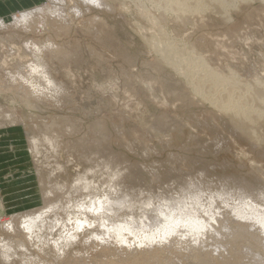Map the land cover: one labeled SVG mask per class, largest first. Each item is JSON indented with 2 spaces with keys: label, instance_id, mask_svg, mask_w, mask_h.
Masks as SVG:
<instances>
[{
  "label": "rangeland",
  "instance_id": "1",
  "mask_svg": "<svg viewBox=\"0 0 264 264\" xmlns=\"http://www.w3.org/2000/svg\"><path fill=\"white\" fill-rule=\"evenodd\" d=\"M66 2L63 7L71 19V24L68 23L71 27L66 35L56 36L51 31L43 35L21 33L23 41L27 38L44 39L51 35L55 42H74L81 45L80 59H56L58 62L51 60L52 64L48 62V66L51 64L50 71L53 69V78L57 82L61 80L60 83L64 81L63 85H67V91L58 96V107L55 103L52 107L42 101L38 103L34 98L33 105L36 106L26 105L15 95L13 84H10L13 87L6 86L8 91L4 93L1 82L5 80L1 76H5V72L16 66L10 65L11 63L3 66L0 61V202L4 209L0 215L2 222L15 213L44 207V190L47 186V189L54 187L58 178L60 184L66 186L79 173H85V165L79 163V160L83 151L88 149L90 153L96 152L103 156L109 154L106 156L108 162L118 160L121 167L129 168L142 180L147 178L145 183H151L156 188V195H164L163 189L176 186L179 188L184 182L197 180L202 173H205L204 182L212 183L215 187L225 181L234 183L228 186L233 193L243 185L249 186L255 195L264 190V141L253 145L230 128L229 117L224 109L220 107L223 109L220 110L209 98L202 97L195 91L201 86L205 87L207 94L211 92L215 95L217 90H212L213 81L206 83L209 75L201 74V77L200 73L196 75L199 68L192 69L195 59L206 62V68H211L209 72L222 73L231 69L234 80L229 83L231 87L227 91L233 89L235 91H231L234 93L250 84L264 88V0H235L237 5L231 7L226 16L206 5L209 8L203 12L186 14L189 17L187 22L177 19L176 13L171 10L163 12L157 5L158 1L153 3L151 0H121L113 10L115 12L102 13L80 0ZM47 3V0L34 1L27 7L16 9L14 14L22 9H32ZM76 5L82 9L92 8L93 12L80 15V19L73 13ZM97 15L102 16L99 18L106 25H101L105 31L99 39L86 31L89 26L86 20ZM4 20L8 24L14 22L11 19ZM83 21L84 26H88H81ZM10 30L14 32L13 29ZM9 33L3 31L0 35L6 36ZM104 37L105 40L108 39L105 41ZM109 39H113L115 43L111 44ZM7 43L9 45L13 42L9 40ZM7 43L0 50L3 59L9 49ZM121 51L124 52L123 57ZM92 52L99 54L93 56ZM164 60L167 62L163 63ZM176 60L182 61L184 71L180 69V72L172 67ZM22 61L27 63L28 58ZM224 82L226 81L219 80L218 83H228ZM244 101L241 103L248 106L249 101ZM250 103L251 107L249 105L246 108L254 109L253 106L256 105L253 100ZM161 114L170 117V123L179 122V125L168 130V133H148L150 127L148 131L147 127ZM55 117L72 120L73 125L78 127L77 131L70 132L62 124L54 125L48 136L41 137L47 132L43 127L44 123L48 124V120ZM34 136L49 137V148L53 145L57 156L42 158V163L37 164L41 168L43 181L53 172L50 185L41 183L40 175L37 174L31 152V139ZM53 137H57L58 141L53 143ZM92 145L93 148L90 149ZM61 229L60 224L55 229L56 233L53 232L57 239L64 232ZM6 235L10 236L4 233L1 238ZM6 238L7 236L2 240ZM35 245L29 243L30 252L41 254ZM74 248V254L78 250H85L83 244L79 243ZM15 260L19 261L17 257L13 261ZM44 260L45 264H58L53 263L49 255ZM246 260H241V263H248L250 258Z\"/></svg>",
  "mask_w": 264,
  "mask_h": 264
},
{
  "label": "bare ground",
  "instance_id": "2",
  "mask_svg": "<svg viewBox=\"0 0 264 264\" xmlns=\"http://www.w3.org/2000/svg\"><path fill=\"white\" fill-rule=\"evenodd\" d=\"M80 1L87 6L97 8L102 13L113 11L118 1L121 0ZM151 1L153 3L158 1L159 3H156L163 12L171 10L176 13L177 19L183 22H187L189 18L186 14L196 11L203 12L209 5L215 12L221 13L223 16H226L231 7L237 5L235 0ZM233 1L234 4H232ZM47 2V4H40L32 9L29 7L18 13H13V17L10 16V19L14 21L12 24H8L0 18V32H10L6 36L0 35V50L5 42L7 43L9 40L13 42L9 45L7 43L9 49L4 59L0 53V61L3 62L1 65L11 63L10 65L16 66H12L13 70L4 71L6 79H4L5 76H1L5 80L0 81L1 85L5 89L6 86L13 84L15 95H18L20 97L18 98L26 105L33 107L36 106L33 105L35 102L33 98L37 99L38 103L42 101L47 106L50 104L51 107L55 103L57 106V103H60L59 94L67 91L65 88L67 85H63L64 81L60 83L61 80L57 82L53 78L51 74L53 69L50 71L49 68L52 64L50 61H57L56 59L69 61L68 58L73 61V59H80L81 56V45L74 42L58 43L51 35L44 39L27 38L22 40L21 33L29 34L30 32L34 35H43L47 31H51L56 36H61L66 35L70 30L71 25H68L70 18L66 8L63 7L66 0H47ZM91 9L89 7L82 9L76 5L74 11L71 10V12L73 11L79 17L89 14L87 12L91 13ZM99 17L102 16L97 15L87 19L89 26L86 23L84 26L85 20L83 19V25H81L88 26L87 34H92L96 39L103 36L101 34L105 31L103 26H106ZM10 19L8 18L7 21ZM10 29H13L14 32H11ZM111 37L113 36L111 35ZM113 39L110 40L111 44L114 42ZM89 47L92 48V46ZM120 53L123 57L124 52ZM95 54L99 53L95 52L93 56ZM167 54L169 53L166 51V56H168ZM27 58L29 63H24L22 59ZM165 60L163 63L167 62ZM66 61L64 62L67 63ZM48 62L51 63L49 66ZM194 63L193 67L190 66L193 70L199 68L196 75L199 73L200 76L208 74L209 79L206 80L208 81L206 83L212 80L211 83H214L212 90H217L215 95L211 92L207 94L205 87L200 86L195 90L197 94L209 98L216 106L224 109L229 117L230 128L251 141L253 145L262 143L264 141V88L250 84L245 85L243 90L242 88L240 91L236 90V93L233 92L235 91L233 89L227 91L230 82L234 80V76L230 73L231 69H228L227 72L222 71L223 74L219 71L209 72L211 68L208 70L207 63L202 59H195ZM186 64L188 65V63ZM172 67L181 72L182 61L173 63ZM0 69L2 70V68ZM219 80L228 83L224 82L226 85L219 84ZM3 88L2 90H4ZM6 91L8 90L5 89L4 93ZM242 100H245L244 102L248 100L247 104L250 107L252 104L250 102L253 100L256 107L253 106L254 109L249 110L250 107L246 108L249 105L242 104ZM221 108L220 110H223ZM169 118L167 115L161 114L147 127V131L150 127L148 133L153 134L161 131L168 133V130L179 125V122L172 124L171 121L170 123ZM48 121V124L45 122L43 125L47 132L43 133L41 137L48 136L54 125L62 124L64 128H69L70 132H75L78 129L76 124L73 125L72 120L68 118L57 119L55 117ZM41 137L34 136L31 139L33 155L31 156L34 158L41 183L50 185L51 179L54 177L52 176L53 172L43 181L41 168L37 164L42 163V158H57V156L53 145L49 148L50 138ZM57 141L58 138L53 137L52 142ZM28 142L30 141L28 140ZM204 145L207 149L206 144ZM42 148H46V150ZM92 148L93 145L90 149ZM88 150L83 151L81 160H79V163L85 165V173H79L72 183L70 181L66 186L60 184L59 178L54 187L47 189V186L44 190V207L15 213L10 219L3 222L0 220V230H2L0 238L4 233L10 235L9 237L6 235L5 240L2 239L6 236L0 240V264L2 262L4 264L5 262L7 264H42L46 261L44 259L47 255L52 257L53 263L58 264H173V260L176 258L178 260H175V264H245L241 263V260L245 261L249 258L250 260L246 264H264V190L255 195L254 191L248 188L249 186L243 185L237 190L232 188L236 191L233 193L228 186L234 183L225 181L215 187L216 185L212 186V183L204 182L205 173H202L197 180L184 182L179 188L176 186L175 188L170 187L171 189H163L164 195L162 193L156 195V188L151 183H145L147 178L142 180L129 168L121 167L118 160L108 162L106 156L109 154L103 156L96 152L90 153ZM31 161L33 162V159ZM3 210L0 202V215ZM60 224L61 230L64 232L60 237L58 235L59 239H57L53 232ZM29 243L36 244L39 252L42 253H31L28 247ZM78 243L83 244L85 250H78L74 254L73 251L76 250L74 245ZM91 250L95 252H91ZM16 257L19 261H13ZM173 257L175 259L172 260Z\"/></svg>",
  "mask_w": 264,
  "mask_h": 264
},
{
  "label": "crops",
  "instance_id": "3",
  "mask_svg": "<svg viewBox=\"0 0 264 264\" xmlns=\"http://www.w3.org/2000/svg\"><path fill=\"white\" fill-rule=\"evenodd\" d=\"M34 1L38 2V0H0V18L8 19L16 9L27 7Z\"/></svg>",
  "mask_w": 264,
  "mask_h": 264
}]
</instances>
